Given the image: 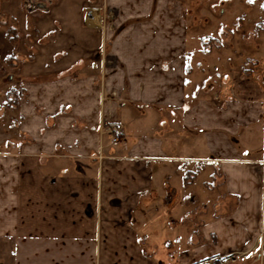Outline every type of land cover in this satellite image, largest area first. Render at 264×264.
<instances>
[{
  "label": "crops",
  "instance_id": "1",
  "mask_svg": "<svg viewBox=\"0 0 264 264\" xmlns=\"http://www.w3.org/2000/svg\"><path fill=\"white\" fill-rule=\"evenodd\" d=\"M249 1L46 0L13 27L30 57L14 128L0 116V264H264Z\"/></svg>",
  "mask_w": 264,
  "mask_h": 264
},
{
  "label": "rangeland",
  "instance_id": "2",
  "mask_svg": "<svg viewBox=\"0 0 264 264\" xmlns=\"http://www.w3.org/2000/svg\"><path fill=\"white\" fill-rule=\"evenodd\" d=\"M42 3H46V0H0V23L2 25V27H0V116L3 115L4 108H6V119L8 120L9 126L11 125L10 127L12 128H14V122L11 123L9 119L11 118L14 120L15 118L13 106L17 100V97L19 94H21L20 82L15 81V77L16 74L22 71L21 69L19 70L18 67L16 68L14 65V58L16 56V52H20V54L22 53L23 57H30V49L27 48V46H24L25 43H27V40L25 39L28 37L26 36L27 33H25V30H23L24 44H22L23 49H21L19 45V37L17 36L16 30H14L13 27H20L24 29L27 25L34 23L37 20L35 14L40 12V6H42ZM247 4V8L250 13H253L257 10V14H259V16L251 23L257 25V30H263V48L261 50L258 49V55L264 58V0H252ZM15 5L17 10L14 9ZM31 13H33V16ZM6 31V36H8V39L6 40H10L11 46H4V43L1 40V38L5 36ZM251 36L252 35L249 33L248 36H246L248 41L247 44L249 45V51L253 49L254 44H256L254 43L255 41H252L253 39H251ZM250 52L248 56H253V54ZM26 67L27 65H24L23 69L25 70ZM6 132L8 133L9 131L6 130ZM225 264H238V261L236 259L235 261H229Z\"/></svg>",
  "mask_w": 264,
  "mask_h": 264
},
{
  "label": "built area",
  "instance_id": "3",
  "mask_svg": "<svg viewBox=\"0 0 264 264\" xmlns=\"http://www.w3.org/2000/svg\"><path fill=\"white\" fill-rule=\"evenodd\" d=\"M87 8L85 11V16L89 17V11ZM109 135H110V142L111 143H117L120 140L124 139V133H123V127L121 123L119 122H114L110 128H109ZM236 256L234 254H230L226 257H220V258H207L202 261L196 262L194 264H225L226 262L229 261H235Z\"/></svg>",
  "mask_w": 264,
  "mask_h": 264
},
{
  "label": "bare ground",
  "instance_id": "4",
  "mask_svg": "<svg viewBox=\"0 0 264 264\" xmlns=\"http://www.w3.org/2000/svg\"><path fill=\"white\" fill-rule=\"evenodd\" d=\"M89 11V17H86L87 24H96L98 23V14L95 9H88Z\"/></svg>",
  "mask_w": 264,
  "mask_h": 264
}]
</instances>
